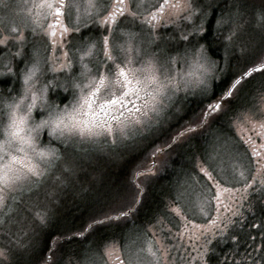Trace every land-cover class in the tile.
<instances>
[{
	"label": "snow or ice",
	"instance_id": "6c2138e0",
	"mask_svg": "<svg viewBox=\"0 0 264 264\" xmlns=\"http://www.w3.org/2000/svg\"><path fill=\"white\" fill-rule=\"evenodd\" d=\"M15 7L26 10L21 19L0 15V32L3 33L0 60H9L3 64L7 71L0 75L13 72L10 66L13 60L24 64L20 73L22 94H18V98L12 95L13 88L0 97L6 110L0 112V117H6V122L0 118V205L5 208L10 206L9 196L15 198L17 193L40 183L44 177L42 165L50 166L53 160L60 158L58 152H66L78 141L117 138L130 128L134 131L149 128L154 119L159 121L162 114L176 107L182 89L187 95L192 88L201 97V104L206 105L202 107L203 118L198 121L199 127L192 126L195 122L190 121V126L179 135L183 140L194 139L198 131L211 128L253 76H264V57L245 60L239 70L227 78L221 93L216 94L215 82L210 83V80L218 61L212 59L207 41L209 10L214 7L210 0H183V4L174 5H170L169 0H33L31 5L25 2ZM12 8V0H0V10L7 13ZM176 17L182 22L177 23ZM229 22L231 27L226 28ZM256 22L264 28V14L258 16ZM172 24L176 25L179 36H164L159 29ZM216 28L219 33L227 31L222 42L226 52L242 46L238 17H218ZM173 42L177 46L176 55L169 51ZM184 67L187 72L183 71ZM57 69L59 75L49 78L45 74L55 73ZM57 89L68 94L63 106L48 99ZM109 108L115 109L119 116H113L111 122L95 119L98 110L107 113ZM45 131L57 142L56 147L40 146V133ZM234 139H230V133L218 135L211 150L202 148L186 184L175 189V198L169 200L176 205L169 214L174 213L184 225H193L189 240L195 255L191 256V261L185 258L178 264H213L211 245L217 240H228L237 218L244 215L243 204L252 199L249 190L256 176L251 173L250 165H244L246 152L243 156L240 154L241 147L238 142L233 144ZM172 140L175 144L177 137ZM161 150L158 148L156 152ZM261 176L264 177V165H261ZM238 184L243 188L234 187ZM225 185L232 187L225 188ZM221 189L232 195L231 206L223 209V213L230 215L220 211ZM261 192H264V179ZM141 193V187L132 184L126 189L114 190L109 202L94 210L85 224L67 230L70 233L67 240L64 233L58 234L57 246L48 247L52 259L42 254L36 264H59L55 253L61 243L78 238L86 241L101 228L119 227L120 221L127 222L143 204ZM172 195L170 192L169 196ZM237 199L239 204L235 202ZM213 202L217 206L215 216L212 215ZM22 204L21 195V203L12 206L13 213L5 220H11L20 212L27 215ZM200 217L208 221L203 227L193 223ZM45 222L42 220L41 225ZM260 229L258 250L261 255H249L252 264H264V226ZM231 241L237 243L238 237L231 235ZM251 242L256 244L255 238H251ZM155 243L146 233L137 236L136 250L128 264H153L154 260L158 264ZM96 250L99 251L98 246ZM162 254H167L166 248ZM7 255L8 252L0 251V256ZM0 264L4 262L0 260ZM86 264L95 262L86 258ZM215 264H234V258L229 260L225 254L223 259L216 257ZM240 264L245 262L241 260Z\"/></svg>",
	"mask_w": 264,
	"mask_h": 264
},
{
	"label": "rangeland",
	"instance_id": "374dc122",
	"mask_svg": "<svg viewBox=\"0 0 264 264\" xmlns=\"http://www.w3.org/2000/svg\"><path fill=\"white\" fill-rule=\"evenodd\" d=\"M245 1H229L222 6L221 15L214 14L212 10L215 7L209 10V19L214 16L213 26L218 36L217 45L213 46L216 49L217 56L211 54L212 59L218 61V68L213 73L210 83L223 79L222 77L228 71L229 66L234 65L231 62L236 61L235 63L242 64L245 60H255L257 56H260V58L264 57V28L256 22L257 17L264 14V0ZM25 2L31 5L33 0H12L13 8L11 12L5 13V11L0 10V15L7 14L10 17H16L17 20L21 19L26 14V10L17 8L15 5ZM159 2H163V0H159ZM210 2L214 5L219 3V0H210ZM178 3L183 4V0H169L170 5ZM169 10L166 9V11ZM228 15L238 17V22L242 26L239 37L242 46L226 52L222 42L224 35H227V31L225 30L222 33L217 31L216 19ZM175 19L177 23L182 22L179 17ZM44 26L46 27L47 25ZM21 27H23L22 24ZM230 27L231 23L229 22L226 28ZM159 30L164 36L169 37L173 34L176 36L180 34L176 30L175 24L162 26ZM0 38H3L2 32H0ZM221 46L222 50L220 52ZM176 47L173 42L172 48L169 49L172 55H176ZM54 54L60 55V53ZM7 63H9V60H0V72L7 71L3 67V64ZM10 66L13 68L12 73L0 75V97L14 88L15 92L12 95H16L18 98V94L23 92V78L20 73L24 68V64L13 60ZM254 66L258 67L259 65L255 64ZM53 67L56 66L53 65ZM179 70L177 69V71ZM238 70L232 69L230 72L233 73ZM183 71L187 72L188 69L184 67ZM45 74L51 78L53 75H59V70L57 69L55 73L46 72ZM3 81L9 82V84L3 85ZM67 96V93L57 89L49 94L48 99L50 102L63 106L67 102ZM197 96L199 94L195 88L189 89L187 95L182 89L180 100L176 102V107L170 113L162 114L159 121L154 119L151 127L141 128L139 131H134L130 128L117 138L108 136L106 140L103 137H99L78 141L66 152H58L60 158L53 160L50 166L42 165L44 177L39 184L31 185L23 193H17L15 198L9 196V207L5 208L0 205V251L8 252L6 257L0 256V260L4 264H30L36 259H33L34 253L39 251L42 245V232L50 230L51 226L61 218L62 213L81 206L88 210L85 216L88 219L94 210L104 207L109 202L113 191L119 188L117 183L113 184L106 181L108 177H106L104 169L117 163L123 156L122 160L125 159V161L132 163L129 172L124 176L123 188L126 189V185L128 186L129 184L133 186L139 185L141 189L143 188L142 192H144V195L150 190L151 183L160 178V174L162 178L164 171L170 170L169 168L171 167L166 164L167 162L170 163L172 159L178 157L177 164L185 163L187 167L185 166L184 169L180 168L177 173H173V181L166 188V193L168 194L164 196L162 205L159 206L157 211L149 212L143 218L144 221L146 218L152 221L145 223L143 226H138L135 220L129 217L127 222L120 221L119 227L113 226L95 231L86 241L78 238L77 240L82 241L81 243L74 240L63 247L60 246L55 253V259L59 264H86V258H91L95 264H128L129 257L133 256L136 250L134 244L137 236L146 233L148 238L156 242L154 251L159 257L158 264H178L185 258L191 261V256L195 255L191 251L189 240L193 225H184L179 222V217H176L174 213L169 214L171 208L176 206L170 204L169 200L170 198H175V189L186 184L188 176L192 174V169L197 165L201 149L207 147L211 150L218 135L227 136L230 133V139L231 137L235 138L232 142L233 144L238 142L241 145L240 154L243 156L246 152L244 165H250L251 173L259 178L261 175V164H256L255 159L249 158L247 151L250 148L246 143L250 138L258 140L264 134V76H253L238 96L226 106L225 111L216 118L215 121H218V118L220 119L226 113L230 114L226 127L216 130L212 128V124L211 128L199 131L194 139L183 140L179 134L183 132V129L185 131L190 126L189 123L186 125L181 124V129H178L180 125H175L167 133L166 140L158 141V139L165 137L164 133L167 132V125L174 123L185 111L183 101L189 98H196ZM63 98L65 99L63 100ZM199 98L201 97L199 96ZM118 107L119 105H117ZM4 111L6 110L3 109V104L0 103V112ZM98 112L99 114L95 119L101 122H111L113 116H119V113L112 108H109L107 113L99 110ZM0 118L6 122V117ZM202 118L203 113L201 111L192 120V122H195L192 126L199 127L198 121ZM89 119H92V117H89ZM120 119L124 120V117H120ZM173 137H177L175 144H173ZM39 138L41 147H56L55 144L57 142L49 138L46 131L41 132ZM263 138L260 140L262 141ZM150 145L151 147L146 149ZM63 147V145H60V148ZM158 148L162 150L156 152ZM245 148L248 149L246 150ZM244 171L247 172L248 168H245ZM128 175L129 177H127ZM250 177L248 176V179L251 181ZM261 181H254L250 187L249 194L252 199L243 204L241 210L244 215L237 218L235 226L230 231L228 240L223 242L216 241L220 248L230 249V252L225 254L228 255L229 260L234 258V264L237 262L240 264L241 260L245 264H252L249 255L251 257H259L261 255L258 250L261 239L260 226H264V192H261ZM163 183L166 184L165 180H163ZM224 187L231 188L232 186L225 185ZM234 187L242 189L243 185L238 184ZM170 192L173 193L172 197L169 196ZM21 195L23 196L22 206L27 215L24 212H20L18 215H13L11 220L6 221L5 217L13 213L12 206L21 203ZM220 199L219 208L221 213H223L226 205L231 206L233 202L232 195L230 192L221 189ZM235 202L237 204L240 203L238 199ZM216 207L215 203H213V216L216 215ZM223 214L230 215V213ZM42 220L46 221L43 225H41ZM207 222V219L203 217L193 221V223L200 224L202 227ZM252 224H256L258 227H250ZM231 235H236L239 243L234 244L231 241ZM67 238L68 236L65 239L67 240ZM251 238H255L256 244L251 242ZM209 239H212L211 234H209ZM97 246L99 248L98 252L96 250ZM165 248L167 249V254H162ZM253 249L257 250L254 251ZM236 253L237 256L235 257ZM225 254L222 255L223 257L220 256V258L223 259ZM61 258L62 260H60ZM68 258H71L68 262L63 260ZM153 264H157V261L154 260Z\"/></svg>",
	"mask_w": 264,
	"mask_h": 264
},
{
	"label": "trees",
	"instance_id": "16d2710c",
	"mask_svg": "<svg viewBox=\"0 0 264 264\" xmlns=\"http://www.w3.org/2000/svg\"><path fill=\"white\" fill-rule=\"evenodd\" d=\"M213 19H214V16H212V18L209 19V21H208L207 27H208L209 31H208L207 41H208V44L210 46L211 54L214 55V56L215 55L217 56L216 49H214L213 46L217 45L216 43L218 42V36L216 35V31H215V28L213 26V21H214ZM221 49H222V46H221ZM255 58L258 60L260 58V56H257ZM235 62H231L234 65H230L229 66L228 71L222 77L223 79H221L218 82H215V92H216L217 95H219L221 93V91H222V89L224 87V84L227 81V78H229L231 76L232 73L230 71L232 69L233 70L239 69V66L241 65V63L237 64ZM2 84L3 85H8V82L3 81ZM64 99L65 98H63V100ZM184 101H183V106L185 108V111L182 113V115H180V117H178V121L175 123V125H180L178 129L182 128L181 124L182 125L183 124L186 125L187 123L192 121L194 118H196L197 114L202 111V107L206 106V105H202L201 104L202 100L199 97L189 98L185 102ZM229 115L230 114L226 113L220 119L218 118V121H215V123L213 124L212 128L213 129H216V128L218 129L220 124H223L222 126L226 125ZM166 136L167 135H165V137L163 139H158V141L166 140ZM149 147H151V145L147 146L146 149H148ZM178 155H179V157H181L180 154H178ZM177 159H178V157L175 158V159H172L171 160L172 162H170V163L167 162L166 163L167 165L169 164L168 166L171 167V168H169L170 170L167 169V170L164 171L166 173V175L172 174V173H175V172L177 173L180 168H183L186 165L185 163L177 164ZM130 164H131L130 161H125V162H123L122 164H120L118 166H113V167L104 169L106 177H108L106 179V181L109 182V183H113V184L117 183L119 188L120 187L123 188V186H124V176H126L127 173L129 172ZM163 180H166V177L158 178L157 181H159V183H157V181H155L154 183H151L150 190H148V193L146 195H144L145 199L143 200L142 206L140 207L139 211L134 213L133 216L131 217V219L135 220V222H136V224H138V226H143V225H145V223L152 221V220H148V218H146L145 221H144L143 218H144V216H147L149 212L157 211L158 208H159L158 206L161 205L162 199L164 198V196H166L168 194V193H166L167 192L166 191L167 183L165 182L166 184H164ZM87 211H88L87 209H84L83 207L80 206V208L70 209L68 211H65L66 213L65 212L62 213L61 214V218L59 220H57L51 226L50 230H48L47 232H45L44 235H42V238H41L42 239V242H41L42 248H41V250L35 252V255H37V257L30 264H36L37 260L39 259V257L42 254L45 257L49 256L48 247L49 246H52V247H56L57 246V239H58V234L59 233H64V239H65L66 236L70 235V233H68V231H67L68 229L75 230L77 228H80V226L82 224H85V222L88 220L85 217L86 214H87L86 213ZM66 228H68V229H66ZM76 242H80L81 243L82 241L76 240ZM68 243H72V241L63 242V243H61L59 245V247L60 246L63 247L65 245H67ZM238 243H239V241H238ZM55 244H56V246H55ZM228 252H230V249H226V248H223V247L220 250L221 256L224 255L225 253H228ZM63 256H65V255H63ZM236 256H237V253H236L235 257ZM62 258L60 260H62ZM47 259L50 260L51 256H49V258H47ZM70 259L68 258V259H63V260L68 262ZM236 264H239V263L237 262Z\"/></svg>",
	"mask_w": 264,
	"mask_h": 264
},
{
	"label": "flooded vegetation",
	"instance_id": "af4514ba",
	"mask_svg": "<svg viewBox=\"0 0 264 264\" xmlns=\"http://www.w3.org/2000/svg\"><path fill=\"white\" fill-rule=\"evenodd\" d=\"M8 84H9V82H8ZM172 127H175V124L173 125V123H170V124H168L167 125V132H165L164 134L165 135H167V133L168 132H170V129L172 128ZM169 130V131H168ZM183 131H184V129H183ZM256 136H258V135H256ZM255 136V137H256ZM159 137H161V136H159ZM264 134H262L261 135V137L260 138H258V140L255 138V140H253L252 138H250L249 140H248V142L246 143V145L250 148V150H248L247 151V153H248V155H249V158L250 159H255V163L257 164V163H260L261 165H264ZM261 138H263V140L261 141L260 139ZM241 146V145H240ZM253 148H255V151H253ZM246 150L248 149V148H245ZM256 164H254V165H256ZM186 167H187V164L185 165ZM176 173V172H175ZM257 174V173H256ZM173 173H172V175L171 174H168V175H166V173H164V175H163V177H166V180H165V182L167 183V186H169L170 185V182H172L173 180ZM253 175H255V174H253ZM127 177H129V175L127 176ZM158 177V176H157ZM159 177L161 178V174L159 175ZM251 178V177H250ZM262 180V179H264V177H262L261 175L259 176V178L256 176V180L255 181H260V180ZM131 180H133V179H131ZM168 181V182H167ZM222 201L224 202V200L222 199ZM162 203V202H161ZM213 203H215V202H213ZM162 205V204H161ZM159 207V206H158ZM159 209V208H158ZM213 246H212V248H213V250H214V255H213V257L211 258L212 259V261H213V264H215V260H216V257H220L221 256V253H220V250H221V248L219 247V244L216 242H214L213 244H212Z\"/></svg>",
	"mask_w": 264,
	"mask_h": 264
},
{
	"label": "bare ground",
	"instance_id": "6f19581e",
	"mask_svg": "<svg viewBox=\"0 0 264 264\" xmlns=\"http://www.w3.org/2000/svg\"><path fill=\"white\" fill-rule=\"evenodd\" d=\"M229 1H231V0H219V3H215L213 6L215 7V8H213V12L214 13H216V14H219V15H221V8H222V6L223 5H226ZM239 1H242V2H246L245 0H239ZM232 8V7H231ZM221 50L222 49H220V52H221ZM197 97H199V96H197ZM232 112H234V111H232ZM178 121V119L174 122V123H176ZM173 123V124H174ZM223 124H220V126L218 127V129L216 128V130H219V129H221V128H224V127H226L225 125L224 126H222ZM121 157V156H120ZM123 157V156H122ZM121 157V158H122ZM119 159V161L117 162V163H114L113 165H111L110 167H113V166H118V165H120V164H122L123 162H125V159ZM132 166V163L130 164V166L129 167H131ZM110 167H108V168H110ZM185 168V166L182 168V169H184ZM126 187H127V185H126ZM164 199V198H163ZM162 199V200H163ZM48 230H45L44 232H42V235H44L45 234V232H47ZM42 240V239H41ZM50 244V243H49ZM54 244V243H53ZM41 248H42V246L40 247V250H41ZM37 257V255H35V253H34V257H33V259H35ZM47 258H49V256H46Z\"/></svg>",
	"mask_w": 264,
	"mask_h": 264
}]
</instances>
